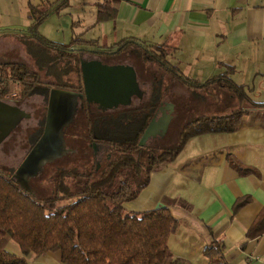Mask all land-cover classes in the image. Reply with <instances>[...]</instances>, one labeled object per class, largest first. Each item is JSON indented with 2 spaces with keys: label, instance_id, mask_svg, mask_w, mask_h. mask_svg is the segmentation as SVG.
Masks as SVG:
<instances>
[{
  "label": "trees",
  "instance_id": "16d2710c",
  "mask_svg": "<svg viewBox=\"0 0 264 264\" xmlns=\"http://www.w3.org/2000/svg\"><path fill=\"white\" fill-rule=\"evenodd\" d=\"M118 1L96 2L95 23L113 21ZM67 5L68 0H57L47 8L29 6L30 24L26 31L11 35H16L25 48L36 49L32 51V57L37 59V71L29 73L25 64L8 69L0 64V97L10 92L16 81L20 84V95L24 96L35 91L38 78L52 76L60 81L71 72L80 77L81 50L72 48L70 44L51 41L38 30L49 11L53 9L57 12ZM3 35L6 34L0 36ZM131 48L138 58L131 59L138 66L158 59L163 83L162 86L157 85L152 77L154 72L149 70L151 84L141 106L119 109L117 118L107 115L93 119L90 140L96 138V143L106 148L99 159L88 146L89 152L85 147L79 148L76 153L58 160L46 178L48 193L42 195L32 190L31 180L28 190L13 178L11 172L0 168V264H26L30 255L51 251H58L64 264H192L185 258L173 256L167 247V240L178 225L168 207L129 212L124 210L123 204L134 200L148 185L150 174L163 163L172 161L189 138L202 133L233 132L241 115L252 108L264 109V102L254 101L243 85L232 80L234 68L229 65H226V71L200 82L183 76L177 68L170 66L166 61L167 52L161 47L147 49L133 40L123 39L113 47L91 52L103 56V62L112 65L120 61L115 55ZM145 71L148 73V70ZM147 73L146 76H149ZM164 73L170 81H177L190 89L192 97L198 92L195 98L199 100H206L203 90H208L206 93L211 95L215 89L230 92L245 106L222 115H197L181 123L174 144L153 147L148 143L141 146L139 140L155 110L161 102H167L165 95L171 84L164 85ZM178 106L175 102L167 131L173 121L182 122L187 116L186 111L182 117V114L177 115L184 109V105ZM231 164L241 175L255 173L254 169L236 165L232 160ZM246 201L236 200L233 210L236 212ZM263 232L264 208L248 229L246 238L259 237ZM11 241L15 242L20 254L7 248ZM222 248V242L216 240L204 248L207 264H227L222 260Z\"/></svg>",
  "mask_w": 264,
  "mask_h": 264
},
{
  "label": "crops",
  "instance_id": "0c3cea01",
  "mask_svg": "<svg viewBox=\"0 0 264 264\" xmlns=\"http://www.w3.org/2000/svg\"><path fill=\"white\" fill-rule=\"evenodd\" d=\"M56 1L0 0V22L8 15L11 22L24 18L29 23L30 5L47 8ZM98 1L83 0V4L95 8L85 25L99 26L101 36L92 38L99 50L123 39L146 48L164 47L170 66L200 82L226 71L229 65L234 68L232 79L247 87L254 101L264 102L247 86L248 80L253 88L255 83L264 85V0H119L115 19L96 24ZM52 12L53 9L44 20ZM27 27L17 32L23 33ZM105 38L108 47L99 45ZM84 52L89 51L81 50ZM129 54L131 58L136 56L131 48L114 57L125 64L121 59ZM131 58L128 65L136 71L150 65L159 69L151 62L138 66ZM231 160L255 173L239 174ZM238 199L247 201L235 212L233 205ZM158 206L168 207L178 220L167 240L173 256L192 264H207L203 250L216 240L222 242V260L227 264H264V232L259 237L246 238L264 208V109L252 108L241 115L233 132L202 133L189 138L172 161L150 174L148 185L139 195L123 204L129 212ZM7 248L20 254L13 241ZM26 264L64 263L58 251H51L30 255Z\"/></svg>",
  "mask_w": 264,
  "mask_h": 264
},
{
  "label": "rangeland",
  "instance_id": "374dc122",
  "mask_svg": "<svg viewBox=\"0 0 264 264\" xmlns=\"http://www.w3.org/2000/svg\"><path fill=\"white\" fill-rule=\"evenodd\" d=\"M49 1H54V0H49ZM95 11V8H93L90 5H84L83 0H68V5L59 10V11H54L52 12L45 20H43L39 26V32L44 35L45 38L57 42V43H63V44H70L72 45V48L74 49H81V50H88L89 52H84L81 54L84 59L89 58L87 55L90 53L92 54L93 52L91 51H98L99 48L94 44H89L90 41H96L92 40V38L97 39L101 36L100 30L97 32V29L99 28L98 25L95 26H90L89 24L85 25L88 23V16L92 15ZM20 17V14L18 15ZM13 19L14 16H13ZM81 19H86L84 22ZM0 34H6V37H3L0 39V54H7L8 58H16L19 59L20 61H24V64L29 65V67L33 68V61L35 64L36 58L30 56L32 55V51L35 52V48H31L30 50L25 48V46L16 38V35H11V34H16L19 33L17 32L18 30H23L25 29L29 23L25 22V19L22 18L20 22H11L9 19V16L6 15L1 19L0 22ZM98 26V27H97ZM97 32V33H96ZM5 36V35H3ZM1 38V37H0ZM75 38H78L75 40ZM100 46L108 47L109 42L107 38L105 40L101 41L99 43ZM155 46L147 47V49H153ZM156 48V47H155ZM154 48V49H155ZM163 48L166 52L168 50L164 47ZM153 49V50H154ZM158 49V47L156 48ZM88 53V54H86ZM157 53V52H156ZM155 64L156 62L153 61ZM34 69V68H33ZM138 73H139V81H143V89H145L147 92H149V81L151 79V72H154V74L157 75L159 78L162 74V70L158 69L155 70L154 65H150V68L146 66L139 67L138 68ZM148 70V73L147 71ZM150 70V71H149ZM146 73L149 76H146ZM164 85L171 84L168 92L166 93L165 100L167 102H176L178 103V108L182 105H184L183 111L178 112V116L180 114L181 117L185 114L186 111V117L183 118L182 122L181 120L178 121H173V124L169 131L166 132V135L163 139L161 140H150L148 143L151 146H168L171 144L176 143L177 138H178V132L181 127V123H186L189 121V119L197 116V115H211V114H216V115H222L225 113H228L231 110H236L239 106H245L244 102H239L237 99L234 98V96L230 92L226 91H214L212 90L211 95L209 93H206L208 90H203L206 95H203V97H206V100H199L195 98V96H198V92H195V94L192 97V94L190 91L186 88H184L179 82L177 81H170L169 76L164 73ZM163 76V75H162ZM241 76L246 77V74H241ZM251 77L253 74L250 75ZM254 77V76H253ZM63 81L60 83H65L66 85H72L76 86L78 83H80V77L78 74L75 72H71L68 76L62 77ZM163 78V77H162ZM232 78V77H231ZM233 80V79H232ZM65 81V82H64ZM234 81V80H233ZM235 82V81H234ZM236 83V82H235ZM19 82L16 81L13 83V86L11 87L10 92L6 93V96H3L4 99L10 100V99H18L20 98L22 104H25V106L29 109L30 107L32 108H37L39 109L44 105L43 103V98L40 97L38 94L32 92L31 94H25L24 96H21L19 93ZM247 86L249 87L248 89L251 90L253 95L258 98H264V85L260 83H255V88H253V84L250 80L247 82ZM247 89V87H246ZM14 93V95H13ZM251 95V93H250ZM199 96H202L200 94ZM173 115V114H172ZM180 117V118H181ZM79 123V122H78ZM21 139L23 141L18 144V145H13L11 148H16L13 152L9 151V148L6 147L0 151V166L3 167V171L8 172L9 171L12 173L14 169H16L14 166L19 161V158L23 156V152L25 150V146L27 143V137L25 135H20ZM13 142V140H12ZM85 145V146H84ZM85 149L89 152V149H87L86 143H84ZM8 148V149H7ZM69 162V161H67ZM66 163H63L65 165ZM58 165V164H57ZM55 166V165H52ZM52 166H48L44 169L42 172V176L40 175L39 178L37 179H31L32 182V190L36 192L37 195H42L48 193V188H49V183L48 180L46 179L47 176L52 172ZM54 168V167H53Z\"/></svg>",
  "mask_w": 264,
  "mask_h": 264
},
{
  "label": "flooded vegetation",
  "instance_id": "af4514ba",
  "mask_svg": "<svg viewBox=\"0 0 264 264\" xmlns=\"http://www.w3.org/2000/svg\"><path fill=\"white\" fill-rule=\"evenodd\" d=\"M2 39V38H0ZM82 53L80 52L79 54V60H80V83L76 86L72 85H66L65 83H60L63 81V78H60V81H57L56 78H53L52 76L47 77V78H38V83H37V88H35L34 93L38 94L40 97L43 98V103L42 107L39 109H35L30 107L29 109L25 106L26 102L22 104L20 98L18 99H10L6 100L4 99L3 96H6L4 94L2 97H0V101L3 102L4 104L9 105L13 109V115L10 117L9 124L6 126L9 128V132L3 134L0 139V151L2 149L8 147L9 151L13 152L16 148H11V146L16 144L18 145L20 141L22 142L23 139H21L20 135H25L24 138L27 137V143H26V148L23 152V156L19 158L18 163L16 166H14L16 169L24 163L25 159L28 157V155L32 152V150L36 147V145L41 141L42 135L44 133V127H45V122H46V115H47V107L49 103V96H50V91L51 89H59V90H66V91H71L75 93L74 103V113L72 121L69 123L67 127H63V142L65 146L66 152L62 154L60 157H58L56 160L50 162V163H45L42 167V172L44 169L48 166H52L55 164L58 160L64 159L69 157L70 154L76 153L77 150L83 149L85 146L84 143L87 142V146L91 147L92 153L95 156L96 159H99L106 151L105 146L96 143V138L91 139L90 135V127L94 126V120H97L105 116H110V118L118 117V111L119 109H134L136 107H139L143 104L145 98H147L148 92L143 89V81H139V73L138 71L135 70L136 72V78H137V83L143 92L141 97H138L137 95H133L131 97V102L128 105H119L116 108H110L107 110H102L97 103L94 102H89L86 99L85 95V88L83 84V79H82V72H81V61H91V60H99L102 63L103 62V56L98 55L97 53H92L88 54L87 56L89 57L88 59L85 58L81 55ZM131 54V53H130ZM130 54L128 57L123 58L125 64H129L128 60L131 58ZM153 56V54H151ZM32 56V55H30ZM156 66L158 67V59H155ZM11 64V65H8ZM24 61H20L19 59L16 58H8L7 54H0V64L6 65V69L8 68H13L15 66H19L18 64H24ZM153 63V62H151ZM105 64V63H104ZM123 63H118V64H112V65H125ZM155 64V63H154ZM111 65V64H110ZM25 67L27 68L29 73H35L37 71V65L34 64L33 61V68L29 67V65L25 64ZM159 68V67H158ZM66 77V75H65ZM157 83V85H161L163 83L162 78H158L157 75L155 74L152 76ZM65 82V81H64ZM151 84V83H149ZM31 94V93H29ZM28 94V95H29ZM82 94V97L80 96ZM14 95V93H13ZM64 100H58L55 108V115H57V118H53V123H60L62 122L63 118H65L68 114V109L67 106L64 104ZM169 102H161V105L157 107L155 110L152 119L158 120L161 115L163 114V110L168 106L166 105ZM173 105V112L175 110V103L171 102ZM167 111V110H166ZM168 112V111H167ZM171 113V116L173 114ZM79 122V123H78ZM147 127V126H146ZM146 129V128H145ZM164 136H156L154 138H150L146 141L145 144H148V142L151 140H161ZM13 140V142H12ZM84 145V146H83ZM7 148V149H8ZM0 168H3L0 166ZM16 169L12 171V174L15 173ZM10 172V171H9ZM42 172L38 173L40 175Z\"/></svg>",
  "mask_w": 264,
  "mask_h": 264
},
{
  "label": "water",
  "instance_id": "95a60500",
  "mask_svg": "<svg viewBox=\"0 0 264 264\" xmlns=\"http://www.w3.org/2000/svg\"><path fill=\"white\" fill-rule=\"evenodd\" d=\"M81 72L86 99L97 103L102 110L128 105L133 95L141 97L143 94L137 83L136 72L130 65H108L99 60L81 61ZM75 95L71 91L51 89L42 139L13 174V178L26 189L30 190V180L42 172L45 163L56 160L66 152L62 128L67 127L72 121ZM80 96L82 97V94ZM58 100L65 101L68 115L61 120L62 122L53 123V118L58 117L55 115ZM166 105L168 108L163 110L161 117L149 122L139 145H145L148 139L166 133L173 111L171 103ZM12 115L13 109L0 101V139L3 134L9 132L10 127L8 128L6 124H9Z\"/></svg>",
  "mask_w": 264,
  "mask_h": 264
}]
</instances>
